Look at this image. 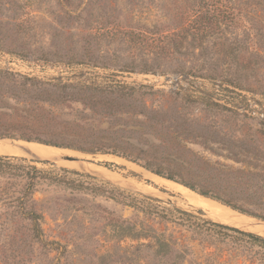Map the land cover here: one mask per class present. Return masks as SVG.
<instances>
[{
  "label": "rangeland",
  "instance_id": "374dc122",
  "mask_svg": "<svg viewBox=\"0 0 264 264\" xmlns=\"http://www.w3.org/2000/svg\"><path fill=\"white\" fill-rule=\"evenodd\" d=\"M60 84L72 93L81 85L133 90L83 98L108 110L40 101H60ZM41 107L93 133L117 121L120 135L148 146L159 137L172 146L183 133L187 151L254 166L264 180V0H0V133L10 121L38 118ZM41 145L85 163H41L28 150L19 163L75 171L81 175L66 177L83 187L42 185L25 197L23 179L0 175V264H251L189 227L182 212L219 221L155 185L137 164ZM97 188L122 192L130 205Z\"/></svg>",
  "mask_w": 264,
  "mask_h": 264
},
{
  "label": "trees",
  "instance_id": "16d2710c",
  "mask_svg": "<svg viewBox=\"0 0 264 264\" xmlns=\"http://www.w3.org/2000/svg\"><path fill=\"white\" fill-rule=\"evenodd\" d=\"M112 86L81 85L77 89V93H72L73 86L60 84L57 88L58 92L64 95L63 99L61 98L60 101L41 99L40 101L62 105L79 102L83 106L87 105L88 109L101 108L108 110L111 107L106 104L101 105L102 101L86 103L83 98L90 100L94 96H100L99 94L103 91L111 92L114 88L116 90L125 88L133 90V87H123L121 84ZM86 89L89 90L86 91ZM80 93H88V96L83 95L81 98H76ZM48 107L51 108V105H48ZM60 108L57 107V110ZM41 109L44 113L34 120L27 118L21 121L22 123L10 121L8 124L3 125L6 132L0 133V138L19 139L27 142L34 141L38 144L70 149L89 155L106 154L120 157L137 164L154 175L178 183L202 197L214 200L240 214L264 222V180H256L255 173L257 171H255L254 166H250L248 169L244 167L237 169L220 163L214 164V162L204 159L192 153V151H187L185 146L189 137H185L183 133L178 132L174 135L172 146H167L169 140L166 139V143L162 137H159L160 142L158 141V145L148 146L139 137L120 135L118 130L123 126L121 123L118 124L117 121L114 129L109 130L113 128L110 127L106 129L108 130L106 132L93 133L89 132L88 127L84 124L80 125V123H74L73 121L62 120L61 114L54 115L51 110L48 111L44 107H41ZM98 114L106 117V114H103L102 111H99ZM103 123V121H99V124ZM33 134L36 137H31ZM160 146L170 150V152L160 150ZM244 152L249 153V151ZM23 160V158L16 156L0 155V175L23 179L25 181V197L31 195L35 188L42 185L65 186L68 188L83 187L82 181L66 177L67 174L80 176V173L64 168L59 169V172L54 170L45 171L32 165L19 163ZM234 160L239 164L242 163L237 159ZM60 172L61 174H59ZM96 191L100 194H106L109 199L116 203L130 205L122 192L113 193L101 188H97ZM255 208H258V210ZM181 214L186 217V221L182 220L189 227L203 233L206 238L213 239L214 242H219L227 249L239 253L251 264H264V237L209 219H194L186 212ZM29 216L33 220L38 219L35 213H29Z\"/></svg>",
  "mask_w": 264,
  "mask_h": 264
},
{
  "label": "bare ground",
  "instance_id": "6f19581e",
  "mask_svg": "<svg viewBox=\"0 0 264 264\" xmlns=\"http://www.w3.org/2000/svg\"><path fill=\"white\" fill-rule=\"evenodd\" d=\"M23 149L29 150L38 156L49 157V158L56 156V154L58 153L57 150H55L54 148H49L41 144L34 146L33 143H28V142H18L17 144H12L9 141H0V155H7V156L22 155L24 153ZM106 158L115 159L119 162L121 161L123 163L129 164L131 167H135L132 163L124 161L123 159L120 158H116V157H106ZM143 172L145 173V175L149 176V178L151 177V180L155 183V185L164 187L169 191L180 194L181 197L187 203H189L194 207H198L210 212L213 215V217H215L220 223L241 229L257 231L259 235L261 234L264 236V224H254L251 218L238 214L235 211H232L227 207L218 204L217 202L202 197L182 187L181 185L157 177L146 171Z\"/></svg>",
  "mask_w": 264,
  "mask_h": 264
},
{
  "label": "water",
  "instance_id": "95a60500",
  "mask_svg": "<svg viewBox=\"0 0 264 264\" xmlns=\"http://www.w3.org/2000/svg\"><path fill=\"white\" fill-rule=\"evenodd\" d=\"M0 141H7L5 139H0ZM10 143L12 144H17L15 143L14 141H10ZM26 149H23V151H25ZM29 151V150H28ZM81 154V153H80ZM84 155V154H83ZM39 161H44V162H50L48 158L46 157H42L41 159H37ZM56 161H62V162H76L77 164L78 163H85V161L83 159H81L80 157L78 156H72V155H66V154H62V155H56L54 156V159H53V162H56ZM243 215V214H241Z\"/></svg>",
  "mask_w": 264,
  "mask_h": 264
}]
</instances>
